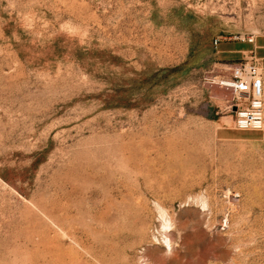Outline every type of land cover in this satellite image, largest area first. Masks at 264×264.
Wrapping results in <instances>:
<instances>
[{"label":"rangeland","instance_id":"rangeland-1","mask_svg":"<svg viewBox=\"0 0 264 264\" xmlns=\"http://www.w3.org/2000/svg\"><path fill=\"white\" fill-rule=\"evenodd\" d=\"M248 56L264 0H0V264H264Z\"/></svg>","mask_w":264,"mask_h":264},{"label":"built area","instance_id":"built-area-1","mask_svg":"<svg viewBox=\"0 0 264 264\" xmlns=\"http://www.w3.org/2000/svg\"><path fill=\"white\" fill-rule=\"evenodd\" d=\"M247 42L252 43L253 38H248ZM219 85L230 89L234 96V103L230 105L234 118V128L240 131L263 129L264 87L262 69L254 57L248 56L238 60L231 67V77L219 81Z\"/></svg>","mask_w":264,"mask_h":264},{"label":"crops","instance_id":"crops-1","mask_svg":"<svg viewBox=\"0 0 264 264\" xmlns=\"http://www.w3.org/2000/svg\"><path fill=\"white\" fill-rule=\"evenodd\" d=\"M262 78H263V87H264V69L262 71ZM263 100H264V97H263Z\"/></svg>","mask_w":264,"mask_h":264},{"label":"bare ground","instance_id":"bare-ground-1","mask_svg":"<svg viewBox=\"0 0 264 264\" xmlns=\"http://www.w3.org/2000/svg\"><path fill=\"white\" fill-rule=\"evenodd\" d=\"M165 243H166L167 246L169 245L167 241H165ZM165 243H164V244H165Z\"/></svg>","mask_w":264,"mask_h":264},{"label":"water","instance_id":"water-1","mask_svg":"<svg viewBox=\"0 0 264 264\" xmlns=\"http://www.w3.org/2000/svg\"><path fill=\"white\" fill-rule=\"evenodd\" d=\"M235 110V109H234Z\"/></svg>","mask_w":264,"mask_h":264}]
</instances>
